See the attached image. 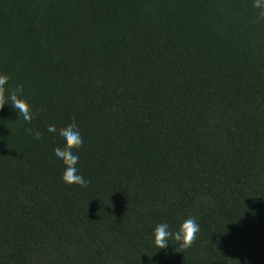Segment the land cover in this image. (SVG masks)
Segmentation results:
<instances>
[{
	"label": "trees",
	"instance_id": "16d2710c",
	"mask_svg": "<svg viewBox=\"0 0 264 264\" xmlns=\"http://www.w3.org/2000/svg\"><path fill=\"white\" fill-rule=\"evenodd\" d=\"M252 0H0V264H264V20ZM75 120L66 185L52 160ZM26 129L39 131L33 139ZM189 216L190 248L152 246Z\"/></svg>",
	"mask_w": 264,
	"mask_h": 264
},
{
	"label": "clouds",
	"instance_id": "9594fccd",
	"mask_svg": "<svg viewBox=\"0 0 264 264\" xmlns=\"http://www.w3.org/2000/svg\"><path fill=\"white\" fill-rule=\"evenodd\" d=\"M252 7L258 10L257 19L264 20V0H252ZM9 79L8 75L0 72V109H3L5 105H9L17 113L18 119L22 118L25 122L31 123L33 112L29 102L22 97L23 87L21 85H17L13 89L6 87ZM26 131L35 140L42 138L39 131L32 129H26ZM46 131L57 134L60 146L53 149L52 160L64 169L61 174L62 182L69 186L75 184L82 188L86 187L88 182L82 175L78 174L79 156L74 154L73 151L79 149L83 143L76 121L74 119L69 120L67 127L59 130L54 124H50L47 126ZM199 231L200 225L191 216L182 220L175 230H172L167 222H160L153 228L152 246L164 250L171 245L169 241H174L179 249L176 252L184 253L185 250L191 247ZM245 264H247V261H245Z\"/></svg>",
	"mask_w": 264,
	"mask_h": 264
}]
</instances>
